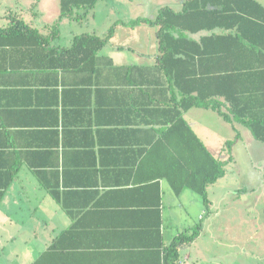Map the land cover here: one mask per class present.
Masks as SVG:
<instances>
[{
	"label": "crops",
	"instance_id": "obj_1",
	"mask_svg": "<svg viewBox=\"0 0 264 264\" xmlns=\"http://www.w3.org/2000/svg\"><path fill=\"white\" fill-rule=\"evenodd\" d=\"M185 1L167 6L180 11ZM206 1L211 28L190 35H216L209 49L230 51L242 21L233 13L247 1ZM82 13L62 17L61 0H0V27L17 16L39 33L0 42V264H244L232 262L249 255L244 244L228 240L218 250L219 179L207 185L208 208L186 186L184 122L245 175L224 197L243 191L252 202L264 183V143L213 109L180 105L183 96L158 69V27L118 24L91 59L63 54L77 35L107 33L71 28ZM149 13L142 7L126 20ZM252 58L235 63L264 65ZM198 224L199 235L172 255V243Z\"/></svg>",
	"mask_w": 264,
	"mask_h": 264
},
{
	"label": "trees",
	"instance_id": "obj_2",
	"mask_svg": "<svg viewBox=\"0 0 264 264\" xmlns=\"http://www.w3.org/2000/svg\"><path fill=\"white\" fill-rule=\"evenodd\" d=\"M247 8L237 5L238 20L236 34L231 35L234 45L229 51L209 49L210 39L201 37L195 40L190 33L211 28L207 15L206 0H186L182 10L177 11L170 6H163L154 18L138 17L128 22L116 21L104 36L94 33H82L74 38L71 47L62 48L63 54H72L91 59L103 48L113 36L116 26L124 24L135 27L147 23L158 27L160 51L158 69L164 72L175 91L183 96L180 105L188 110L191 107L210 108L217 111L228 122H239L247 126L255 139L264 143V65L256 66L241 63L238 60L262 57L264 59V5L257 0H246ZM98 0H61V16H68L82 9L80 18L85 17L93 9ZM221 11V10H220ZM7 26L0 27V42L16 45L20 38H31L28 34L39 35L36 28L31 27L22 18L10 17ZM42 40L44 37L39 36ZM235 59L234 66H222L220 61L225 57ZM210 59L212 61L211 66ZM209 63V64H208ZM133 68V67H131ZM173 89V88H172ZM174 92V90H173ZM187 149L184 154L186 162V186L202 195L205 205L209 206L207 185L214 183L225 174L226 162L216 158L192 131L185 121ZM237 133V138H239ZM190 142L188 143V141ZM236 139L227 142L229 152ZM190 146V148H189ZM178 193L182 185L174 186ZM202 224L196 225L191 233H182L172 243L170 253L178 255V247L192 242L200 233Z\"/></svg>",
	"mask_w": 264,
	"mask_h": 264
},
{
	"label": "rangeland",
	"instance_id": "obj_3",
	"mask_svg": "<svg viewBox=\"0 0 264 264\" xmlns=\"http://www.w3.org/2000/svg\"><path fill=\"white\" fill-rule=\"evenodd\" d=\"M169 2L174 6L177 0H99L87 19L85 20L82 17L83 22L79 24L71 23V28L86 31L109 29L116 21L128 22L129 20H126V18H132L135 14H138L142 7L148 8L149 16L154 18L161 7L167 6ZM71 16L74 19L77 15L74 13ZM79 18L78 20H80ZM212 150L218 154L217 149ZM229 161L230 165L228 164V167L225 165L227 174L219 179L216 186L218 196H215V198L218 197V211L217 215L212 217V221L217 224L215 230L219 234L217 238L218 250L225 251L226 247H230V242L237 243V245H234L235 248L242 243L249 255L247 257L235 255L236 259L232 262L241 263L243 260L244 264H264V183L254 196L250 195L252 202L243 191H239L236 196L224 197V193H227L228 190L240 189V184H242L245 177L240 173L233 158ZM231 167L233 172L230 170ZM248 173L250 175V172ZM210 193L214 197L213 189ZM233 196L235 197L233 198Z\"/></svg>",
	"mask_w": 264,
	"mask_h": 264
}]
</instances>
